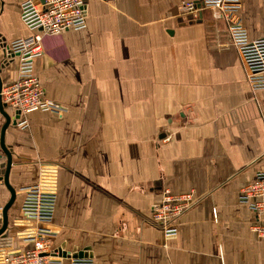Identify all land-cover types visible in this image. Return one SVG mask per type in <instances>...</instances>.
I'll list each match as a JSON object with an SVG mask.
<instances>
[{"label":"crops","instance_id":"crops-1","mask_svg":"<svg viewBox=\"0 0 264 264\" xmlns=\"http://www.w3.org/2000/svg\"><path fill=\"white\" fill-rule=\"evenodd\" d=\"M21 1L0 0L8 45L32 33ZM182 1L87 0L84 29L43 38L35 73L65 111H32L29 127L12 122L4 141L16 191L38 182L42 163L59 168L52 248L60 254L89 248L93 264H264V238L252 230L264 212L240 199L264 168V88L248 83L226 20L209 9L182 14ZM240 1L249 40L264 37V0ZM18 64L0 68L3 85ZM5 122L0 206L10 198ZM165 190L196 200L175 238L153 219ZM23 199L17 193L10 224Z\"/></svg>","mask_w":264,"mask_h":264},{"label":"built area","instance_id":"built-area-1","mask_svg":"<svg viewBox=\"0 0 264 264\" xmlns=\"http://www.w3.org/2000/svg\"><path fill=\"white\" fill-rule=\"evenodd\" d=\"M240 0H185L179 12L198 19L205 9L222 16L234 45L238 48L246 69L248 83L253 90L264 88V37L249 40L239 10ZM20 17L32 32L29 36L9 44L18 54L17 78L2 86V102L15 112L16 125L29 127L28 114L42 110L62 115L65 108L46 96L34 61L44 54L43 38L66 30H82L87 26V0H22ZM0 116H2L0 110ZM264 163V157H263ZM58 166L42 163L38 182L21 187L17 193L24 199L20 215L12 220L0 235V264H65L66 255L52 248V238L58 230L53 227L59 192ZM240 199L258 215L264 212V168L257 177L242 187ZM196 203L194 193L173 194L165 190L162 202L154 207L153 219L162 226L166 238L178 235L176 221ZM3 206H0V215ZM1 227V224H0ZM252 230L264 238V223L252 224ZM71 264H93L89 256H67Z\"/></svg>","mask_w":264,"mask_h":264},{"label":"water","instance_id":"water-1","mask_svg":"<svg viewBox=\"0 0 264 264\" xmlns=\"http://www.w3.org/2000/svg\"><path fill=\"white\" fill-rule=\"evenodd\" d=\"M0 55H1V58L3 59L2 64L0 65L1 69L10 66V64L13 63L15 61L16 57L18 56V54H14L11 51L7 42L1 37H0ZM2 86H3V82H2L1 76H0V92L2 90ZM0 110H1L2 115L6 119V122H5L3 130H2V138H1V145H2V149L4 151L6 161L1 165V167L4 168L3 172H1L2 173L1 175H2V179L4 180L6 187L8 188V190L10 192V198H9L8 202L6 203V205L3 206V213H2V215H0V224H1L0 235L3 233H5V235H7L6 231L9 227V223H10L9 211L14 206V204L16 202L17 191L14 189V187L9 182V176H10V172H11V168H12V164H13V156H12L11 149L5 144L4 138H5V131L8 128V126L12 122L15 124L16 121L7 112L6 104H4L2 102L1 95H0ZM87 250H89V248L84 249L82 251L74 252V253L65 252L64 255L73 256L75 258L83 257V256L87 255Z\"/></svg>","mask_w":264,"mask_h":264}]
</instances>
